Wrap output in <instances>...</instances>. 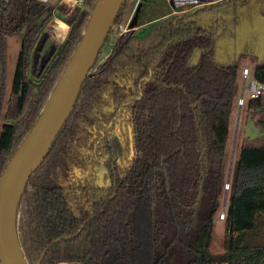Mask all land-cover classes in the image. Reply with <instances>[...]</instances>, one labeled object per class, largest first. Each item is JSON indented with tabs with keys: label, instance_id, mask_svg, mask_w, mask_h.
<instances>
[{
	"label": "trees",
	"instance_id": "16d2710c",
	"mask_svg": "<svg viewBox=\"0 0 264 264\" xmlns=\"http://www.w3.org/2000/svg\"><path fill=\"white\" fill-rule=\"evenodd\" d=\"M97 2L68 9L0 0V179ZM262 10L264 0H225L116 40L22 199L17 227L28 264L44 253L41 264H264V120H257L261 136L242 139L230 157L240 92L235 47ZM55 19L69 26L61 44L46 30ZM15 35L22 45L3 114ZM254 79L264 85V61ZM263 108L264 95L246 103L255 120ZM222 210L224 251L213 253Z\"/></svg>",
	"mask_w": 264,
	"mask_h": 264
},
{
	"label": "water",
	"instance_id": "95a60500",
	"mask_svg": "<svg viewBox=\"0 0 264 264\" xmlns=\"http://www.w3.org/2000/svg\"><path fill=\"white\" fill-rule=\"evenodd\" d=\"M124 2L125 0H98L90 10L89 21L80 44L64 69L40 118L11 158L0 179V264H28L21 248L17 227L22 199L33 175L48 158L71 117L83 85L109 38ZM48 16V11H45L40 19L45 20ZM44 43L45 40L40 50ZM38 57L39 54H36L35 63ZM131 148L132 158L133 145ZM44 255L45 253L38 264L42 263Z\"/></svg>",
	"mask_w": 264,
	"mask_h": 264
},
{
	"label": "rangeland",
	"instance_id": "374dc122",
	"mask_svg": "<svg viewBox=\"0 0 264 264\" xmlns=\"http://www.w3.org/2000/svg\"><path fill=\"white\" fill-rule=\"evenodd\" d=\"M60 0H51L50 6L56 7ZM142 0H131L128 3L127 9L121 20L114 25L109 39L104 44L101 54L99 55L97 62L93 69L97 70L102 66L103 62L108 59L111 54L112 47L120 35L129 33L130 29L137 25L131 24L128 26V22L131 16L137 9L138 4ZM61 5V4H59ZM64 6V5H63ZM66 7V6H65ZM67 8V7H66ZM58 20H52L47 27L48 34L50 35L49 42L63 43L62 37L58 36L54 26L58 23ZM148 32V27H142L139 31L140 36L145 35ZM64 40V39H63ZM22 45V35H15L8 38V57H7V98L4 106V112L6 111L8 98L11 91L12 82L14 79L17 62ZM220 53L226 54L225 48L220 50ZM235 53L239 58L240 62V92L244 83L243 71L249 70L248 84L254 81V70L255 65L258 61H264V12L260 11L254 16L252 21L245 23L239 30V37L235 47ZM93 71V70H92ZM245 102L243 105L238 104L237 110L233 115V133L231 140V151L230 157L231 162L233 161L236 147L240 144L242 139L250 138L256 139L261 136L262 129L257 125V120H264V108L260 111L253 119L249 114L246 113V103L249 100V91L244 93ZM2 119L0 120V127L2 126ZM223 212V210H222ZM222 212L216 216L215 227L213 231V239L211 244V251L213 253H222L224 251V241L226 238V225ZM69 264V263H68Z\"/></svg>",
	"mask_w": 264,
	"mask_h": 264
},
{
	"label": "flooded vegetation",
	"instance_id": "af4514ba",
	"mask_svg": "<svg viewBox=\"0 0 264 264\" xmlns=\"http://www.w3.org/2000/svg\"><path fill=\"white\" fill-rule=\"evenodd\" d=\"M224 1L225 0H142L128 22V26H131V24L137 25H135L132 30L130 29L127 34H130L131 36H140L139 31L142 27H148L149 29L153 24L165 19L191 14L205 7L217 5ZM130 139L131 147V145H133L132 136H130ZM132 158L130 155V160Z\"/></svg>",
	"mask_w": 264,
	"mask_h": 264
},
{
	"label": "built area",
	"instance_id": "2783aa9c",
	"mask_svg": "<svg viewBox=\"0 0 264 264\" xmlns=\"http://www.w3.org/2000/svg\"><path fill=\"white\" fill-rule=\"evenodd\" d=\"M41 3H49L50 0H37ZM60 4L66 6L68 9H74L76 6L82 4L81 0H60ZM249 70L245 69L243 71V87L241 91V96L239 97L238 104L243 105L245 102L244 93L249 91V99H256L264 95V85L258 83L255 79L253 82L248 84ZM222 217H224V211L222 212Z\"/></svg>",
	"mask_w": 264,
	"mask_h": 264
},
{
	"label": "crops",
	"instance_id": "0c3cea01",
	"mask_svg": "<svg viewBox=\"0 0 264 264\" xmlns=\"http://www.w3.org/2000/svg\"><path fill=\"white\" fill-rule=\"evenodd\" d=\"M50 2H51V0L49 1V5H50ZM60 4V1L57 3V6ZM59 25V26H58ZM56 26L57 27H61V26H65L66 28H67V32H66V34L65 35H63V33H62V42H64V40L66 39V36H67V34H68V31H69V26L68 25H66L65 23H63V22H58V23H56ZM56 26H55V29L54 30H56V33L58 34V36H59V32H58V30L56 29ZM64 39V40H63ZM61 264H64V263H61Z\"/></svg>",
	"mask_w": 264,
	"mask_h": 264
},
{
	"label": "bare ground",
	"instance_id": "6f19581e",
	"mask_svg": "<svg viewBox=\"0 0 264 264\" xmlns=\"http://www.w3.org/2000/svg\"><path fill=\"white\" fill-rule=\"evenodd\" d=\"M59 26V25H58ZM55 27V26H54ZM56 29L58 30V32H59V36L60 37H62V33H63V35H65L66 34V32H67V28L65 27V26H61V27H57L56 26ZM64 264H68V263H64Z\"/></svg>",
	"mask_w": 264,
	"mask_h": 264
}]
</instances>
